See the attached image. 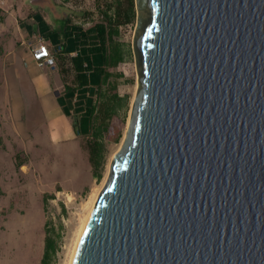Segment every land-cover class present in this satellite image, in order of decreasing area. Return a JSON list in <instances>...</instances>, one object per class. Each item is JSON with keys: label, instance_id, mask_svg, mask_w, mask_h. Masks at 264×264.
Here are the masks:
<instances>
[{"label": "water", "instance_id": "95a60500", "mask_svg": "<svg viewBox=\"0 0 264 264\" xmlns=\"http://www.w3.org/2000/svg\"><path fill=\"white\" fill-rule=\"evenodd\" d=\"M137 88L70 264H264V0H134Z\"/></svg>", "mask_w": 264, "mask_h": 264}, {"label": "rangeland", "instance_id": "374dc122", "mask_svg": "<svg viewBox=\"0 0 264 264\" xmlns=\"http://www.w3.org/2000/svg\"><path fill=\"white\" fill-rule=\"evenodd\" d=\"M48 1L56 9L54 14L45 8L53 28L61 26L64 18L73 21H88L90 18L92 21L100 16L95 0ZM5 2L10 14L4 24L0 23V29H6L17 38V16L23 18L29 10L39 9L41 0ZM136 21L135 9L133 21L119 29V42L124 52V61L115 69L121 73L116 80L119 100L114 117L108 120V131L100 140L104 160L99 180L93 178L88 151L81 145V142H89L91 135L78 134L80 142L55 145L45 134L43 124L37 123L35 126L30 124L32 135L24 143L12 130L9 110L0 99V137L7 143V149L0 148V264H41L46 233L53 238L55 245L49 264L67 262L84 207L92 191L101 186L114 154L122 147L137 88L132 46ZM89 24L86 22L84 26ZM15 65L9 66L0 59V82H8L16 76V70L21 71V65ZM22 120L25 121L26 117L22 116ZM96 128L94 122L91 131ZM117 129H120L121 136L116 141ZM15 142L16 148L13 146ZM25 156L30 157L29 168H18L17 163L26 161Z\"/></svg>", "mask_w": 264, "mask_h": 264}, {"label": "trees", "instance_id": "16d2710c", "mask_svg": "<svg viewBox=\"0 0 264 264\" xmlns=\"http://www.w3.org/2000/svg\"><path fill=\"white\" fill-rule=\"evenodd\" d=\"M100 16L92 20L73 21L64 18L61 26L53 28L45 18V11L37 13L35 22L38 24L35 36L44 37L53 44L58 60L59 72L65 86V97L71 103L76 95L87 96V129L81 131L75 123L74 129L79 135L89 136V142H81L88 151V159L95 180L101 178L103 151L101 138L108 131V120L114 117L118 99L117 79L121 73L115 72L124 61V52L119 42V29L131 23L135 17L134 0H95ZM86 22H90L87 27ZM62 41H70L77 50L74 57L67 59L65 45ZM60 48V51H57ZM64 110V109H63ZM79 112V110H76ZM65 115H68L64 111ZM97 128L92 132L93 123ZM98 123V124H97ZM117 141L121 132L116 130ZM91 140V141H90ZM0 148H4L0 142ZM25 161L17 163L20 168ZM48 197L46 196L45 199ZM55 252L53 238L46 233L41 264H49L51 254Z\"/></svg>", "mask_w": 264, "mask_h": 264}, {"label": "crops", "instance_id": "0c3cea01", "mask_svg": "<svg viewBox=\"0 0 264 264\" xmlns=\"http://www.w3.org/2000/svg\"><path fill=\"white\" fill-rule=\"evenodd\" d=\"M44 1L45 4H42ZM5 4V0H0V23L2 24L5 23V19L10 14V9ZM39 5L41 6L39 9L29 10L23 18L17 16V38H14L12 33L6 29H0V59L8 62L9 66L21 65V71L16 70V76H12L8 82H0V92L2 93L0 99L9 110L12 130L18 137L22 138V142L25 143L26 139L32 135L30 124L35 126L37 123L43 124L45 134L50 137L51 142L55 145L77 140L80 142L73 123L81 131L87 129L88 95L86 97L76 95L71 106V103L64 96L65 86L59 72L60 68L56 56L54 66L39 65L32 58L33 41L36 34L34 29L38 27L35 22L37 13L44 12L45 8L54 14L56 13L54 6L50 5L49 1L47 3V0H41ZM13 7L16 6L13 5ZM45 13V18L51 25L47 18L48 14L46 11ZM48 42L52 52H55L53 44ZM62 43L65 45L64 51L67 59L76 56L77 50L70 41H62ZM64 111L68 115H65ZM22 116L26 117L25 121L22 120ZM8 139H10L9 136ZM0 142L4 145V148L1 149H7V143L2 137H0ZM16 144V142L13 144L15 148ZM24 158L26 161L24 160L25 162L20 168H29L30 157L25 156Z\"/></svg>", "mask_w": 264, "mask_h": 264}, {"label": "bare ground", "instance_id": "6f19581e", "mask_svg": "<svg viewBox=\"0 0 264 264\" xmlns=\"http://www.w3.org/2000/svg\"><path fill=\"white\" fill-rule=\"evenodd\" d=\"M111 165V164H110ZM110 167V166H109ZM110 169V168H109ZM108 175V174H107ZM107 175L106 177L104 178V181L102 182L101 186L97 189H94L91 193V196H90V199L88 201V203L85 205L84 207V212L82 213L81 215V220H80V224L79 226H77L78 228H76V231L73 235V238H72V242H71V247H70V250H69V254H68V259H67V262H65V264H70L71 263V260H72V257L74 255V252H75V249H76V246H77V243H78V240L80 238V235L83 231V228L85 226V223L89 217V214L90 212L92 211V208H93V205H94V202L100 192V190L102 189V187L105 185V182L107 180ZM71 196V195H70ZM68 196V197H70Z\"/></svg>", "mask_w": 264, "mask_h": 264}, {"label": "built area", "instance_id": "2783aa9c", "mask_svg": "<svg viewBox=\"0 0 264 264\" xmlns=\"http://www.w3.org/2000/svg\"><path fill=\"white\" fill-rule=\"evenodd\" d=\"M34 47L32 48V58L39 65H55V52L50 49V43L42 36H34ZM57 51H60L58 48Z\"/></svg>", "mask_w": 264, "mask_h": 264}]
</instances>
